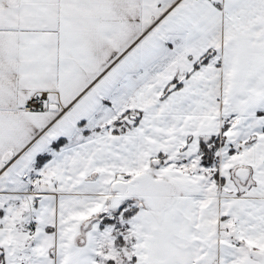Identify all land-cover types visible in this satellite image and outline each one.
I'll use <instances>...</instances> for the list:
<instances>
[{
	"label": "snow or ice",
	"instance_id": "6c2138e0",
	"mask_svg": "<svg viewBox=\"0 0 264 264\" xmlns=\"http://www.w3.org/2000/svg\"><path fill=\"white\" fill-rule=\"evenodd\" d=\"M0 264H264V0H0Z\"/></svg>",
	"mask_w": 264,
	"mask_h": 264
}]
</instances>
